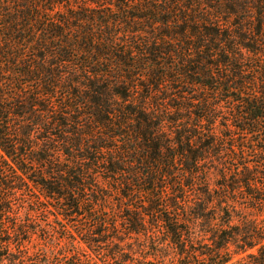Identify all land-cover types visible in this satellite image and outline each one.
Wrapping results in <instances>:
<instances>
[{"label":"trees","instance_id":"1","mask_svg":"<svg viewBox=\"0 0 264 264\" xmlns=\"http://www.w3.org/2000/svg\"><path fill=\"white\" fill-rule=\"evenodd\" d=\"M31 185L90 264H264V0H0V264Z\"/></svg>","mask_w":264,"mask_h":264},{"label":"rangeland","instance_id":"2","mask_svg":"<svg viewBox=\"0 0 264 264\" xmlns=\"http://www.w3.org/2000/svg\"><path fill=\"white\" fill-rule=\"evenodd\" d=\"M128 9L124 8V11L132 14L145 10V8ZM115 15L119 16L117 23H112L110 20L109 24L113 26V30H116L117 36L121 39L128 38L124 41L131 42L132 37L135 36L133 41L138 43L139 38L142 46V43L149 42V38H152L153 35L149 34L151 25L137 18H124L122 12L118 14L116 9ZM215 180L216 177H212V181ZM101 184L107 187L102 179ZM115 203V198L108 199V207L112 208L111 211H115ZM58 207V203L48 198L38 186L31 185V191L27 193L18 191L12 207V212L15 214L12 213L7 219L9 234L12 236L11 247L17 240L29 254H45L50 264H65V262L71 264L72 257H78L81 264H90V260L98 261L74 232L73 226L76 223L63 220V215L60 214L62 211ZM14 221L17 225H13Z\"/></svg>","mask_w":264,"mask_h":264}]
</instances>
